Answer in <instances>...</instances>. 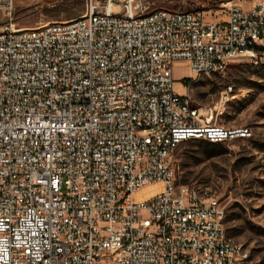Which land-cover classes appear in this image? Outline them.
<instances>
[{
	"label": "built area",
	"instance_id": "built-area-1",
	"mask_svg": "<svg viewBox=\"0 0 264 264\" xmlns=\"http://www.w3.org/2000/svg\"><path fill=\"white\" fill-rule=\"evenodd\" d=\"M83 2L45 31L10 15L0 24V264H242L244 247L221 245L225 206L178 184L173 154L252 131L205 122L173 69L258 64L264 0H229L209 20L200 9L149 18L142 0ZM13 4L0 0V11Z\"/></svg>",
	"mask_w": 264,
	"mask_h": 264
},
{
	"label": "rangeland",
	"instance_id": "rangeland-1",
	"mask_svg": "<svg viewBox=\"0 0 264 264\" xmlns=\"http://www.w3.org/2000/svg\"><path fill=\"white\" fill-rule=\"evenodd\" d=\"M145 11L204 10L206 20L223 17L229 0H142ZM245 9L257 0H235ZM84 12L83 0H14L8 14L16 27L33 28L74 19ZM175 91L188 96L205 122L225 127L246 126L248 138L220 143L193 139L173 154L178 184L208 190L225 206L227 234L248 252V264H264V54L258 64L247 58L232 61L224 72L195 75L187 61L174 63ZM160 189L148 185L138 194L145 200Z\"/></svg>",
	"mask_w": 264,
	"mask_h": 264
},
{
	"label": "bare ground",
	"instance_id": "bare-ground-1",
	"mask_svg": "<svg viewBox=\"0 0 264 264\" xmlns=\"http://www.w3.org/2000/svg\"><path fill=\"white\" fill-rule=\"evenodd\" d=\"M115 9H117V7H115ZM149 18H157V10L149 11ZM34 31H45V24L34 27ZM218 128H229V127L218 125ZM204 140L217 143V140H209V139H204ZM194 193L196 199H198L200 203L211 202V195L208 194V190L194 188ZM225 218H226V213L221 214V224H223L224 226V231L221 232V245H223L224 250H232V247H243L242 244L238 243L227 234L225 228ZM248 257H242V264H248L247 263Z\"/></svg>",
	"mask_w": 264,
	"mask_h": 264
},
{
	"label": "trees",
	"instance_id": "trees-1",
	"mask_svg": "<svg viewBox=\"0 0 264 264\" xmlns=\"http://www.w3.org/2000/svg\"><path fill=\"white\" fill-rule=\"evenodd\" d=\"M81 12L82 11L80 9L76 10L75 12H73L72 18H77L78 16L81 15ZM211 143H213V142H211Z\"/></svg>",
	"mask_w": 264,
	"mask_h": 264
}]
</instances>
